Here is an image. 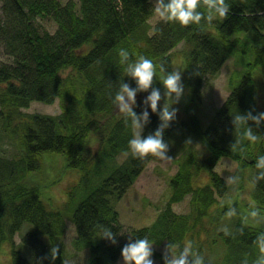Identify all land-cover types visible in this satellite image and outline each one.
I'll return each mask as SVG.
<instances>
[{
  "label": "trees",
  "instance_id": "1",
  "mask_svg": "<svg viewBox=\"0 0 264 264\" xmlns=\"http://www.w3.org/2000/svg\"><path fill=\"white\" fill-rule=\"evenodd\" d=\"M227 2L226 19L183 27L161 19L150 23L153 0H0V46L6 54L0 59V248L8 243L11 264H68L63 242L68 219L74 247L89 252L87 264H113L130 239L144 237L156 246L192 241L211 264H242L245 258L253 264L260 255L253 241L264 224L250 223L241 236L240 217L227 218L224 212L235 206L247 213L253 204L264 212V181L251 185L264 139L244 141L242 152L230 147L243 132L234 129L233 116L264 112V0ZM46 17L55 22L53 31L41 24ZM120 49L132 60L143 55L156 64L153 87L162 96L160 66L171 72L178 56L185 89L181 106L173 105L177 118L163 137L179 145L167 198L150 223L131 227L120 222L114 201L156 157L131 155V121L125 123L113 103L122 80L136 87L120 64ZM230 57L239 68L229 76V93L205 121L202 85ZM150 92L137 93L138 115ZM56 100V114L21 109ZM147 110L150 123L143 137L160 124L158 114L150 106ZM249 126L264 135V121ZM222 156L239 163L237 188L231 189L215 168ZM66 171L75 172L73 181L51 198L46 188ZM77 171L84 183L92 171L100 177L83 198ZM187 196L188 209L175 211L173 203ZM99 225L116 233V244L101 238ZM23 227L17 246L14 236ZM223 227L233 235L226 236ZM55 245L59 254L52 261ZM163 253L153 247V260L164 264Z\"/></svg>",
  "mask_w": 264,
  "mask_h": 264
},
{
  "label": "clouds",
  "instance_id": "2",
  "mask_svg": "<svg viewBox=\"0 0 264 264\" xmlns=\"http://www.w3.org/2000/svg\"><path fill=\"white\" fill-rule=\"evenodd\" d=\"M206 8V12L200 11V8ZM154 13L164 22H178L181 26L187 27L192 24L200 25L204 23L211 24L214 20L226 19L230 12V4L227 0H155L153 7ZM120 64L125 66L126 76L131 77L136 82V87L132 88L123 80L120 82L119 90L116 93L113 103L118 108L119 112L125 118V123L131 121L133 129V137L129 140L128 146L133 157L141 160L148 156H153L161 161H171L172 158L167 155L169 150L168 143L164 140V132L171 126V123L176 120L179 109L173 105L178 104L184 95V84L182 82V74L178 68H173L171 72L166 71L163 65L160 66V71L165 73L162 77V84L165 92L162 96L158 88L153 87L157 66L149 58L140 55L138 59L132 60L130 53L125 49L119 51ZM196 74V73H194ZM197 75V74H196ZM151 89L150 95L143 101L145 108L141 114L134 111L137 104L136 96L138 92H147ZM164 100L162 107L158 109L161 100ZM150 106L153 113H157L160 119V124L154 133H150L147 137H143L142 133L145 126L150 123L149 112ZM249 121L255 123L257 127L264 121V112L253 114L249 111L244 114L237 113L233 116L232 124L236 131L243 128L238 139L230 146L231 151H243L244 141L251 143H259L264 139V135H258L253 128L249 126ZM191 143V141H187ZM257 170L251 181L253 188L260 181H264V155L257 158L255 163ZM241 182L240 175H229L226 177V184L239 185ZM224 216L232 218L239 216L241 227L237 229L239 235L244 234V228L250 223L264 224V212L256 205H251L247 213H240L235 206H229L224 212ZM101 238L116 244V233H113L111 228L99 225ZM226 236L233 235L227 227L219 229ZM254 245L258 248V255L253 264H264V232H260L255 240ZM59 254V247L52 246L50 250V258L55 261ZM122 258L124 264H154L153 260V243L147 237L138 238L135 242L131 239L122 249ZM47 258V257H45ZM164 264H211V261L197 250L192 241H186L183 246L172 242H168L163 253ZM242 264H249L245 258Z\"/></svg>",
  "mask_w": 264,
  "mask_h": 264
},
{
  "label": "rangeland",
  "instance_id": "3",
  "mask_svg": "<svg viewBox=\"0 0 264 264\" xmlns=\"http://www.w3.org/2000/svg\"><path fill=\"white\" fill-rule=\"evenodd\" d=\"M65 1V0H62ZM155 4V0H153ZM160 19L155 13L149 19L150 23L155 20ZM41 24L48 29L53 31L56 27L55 22L46 17L41 20ZM180 46H178L179 48ZM177 57L175 56L174 66H177ZM6 54L2 46H0V59H5ZM239 65L235 61V57H230L225 61L218 72L205 78V82L202 85L201 90V104H202V117L206 119L214 112V110L222 103L227 94L229 93V76L233 74L235 69H238ZM181 103L175 104V107L179 108ZM27 110V109H26ZM28 111H39L45 113H58L60 111L58 101L53 103H45L41 101H33L28 108ZM169 150L167 155L172 158L171 161H161L158 158L150 160L143 171L136 178L134 183L127 188L124 195L115 203V208L119 212L120 218L125 227L140 226L148 224L154 218L156 212L160 207L163 206L167 198L169 188H168V178L175 172L177 164L175 162V156L179 153V145L174 141H169ZM62 166V162L57 165ZM239 163L233 159L223 156L218 164L216 165V170H218L226 179L229 175H239L238 168ZM75 172L66 171L64 176L57 182L51 183L47 188V194L51 197H60L61 192L65 189L67 181H73ZM95 174L87 179L84 183L81 178V173L77 171L78 180L83 185L82 191L85 194L98 182L100 177L97 175V171H92ZM246 174H243L245 176ZM76 181V182H77ZM49 182V180H47ZM245 183V180L243 181ZM46 186V184H45ZM44 186V187H45ZM238 185H231V189L237 188ZM71 189V187H69ZM246 190V189H243ZM78 193V189H77ZM234 191L232 192V194ZM66 194V193H65ZM80 195V194H79ZM173 208L177 212H184L188 209V196L181 201L173 203ZM65 211V210H64ZM66 212V211H65ZM75 237V230L72 222L67 220L66 232L64 234V249L66 260L68 264H87V258L89 252L86 248H76L73 245V239ZM19 237L16 235V242H18ZM154 248L164 251L165 246H156ZM0 259L3 263H8L7 258V247L4 246L0 252ZM113 264H124L122 255H120ZM154 264H158L157 260H154Z\"/></svg>",
  "mask_w": 264,
  "mask_h": 264
},
{
  "label": "bare ground",
  "instance_id": "4",
  "mask_svg": "<svg viewBox=\"0 0 264 264\" xmlns=\"http://www.w3.org/2000/svg\"><path fill=\"white\" fill-rule=\"evenodd\" d=\"M32 103V102H31ZM31 103H30V105H31ZM30 105L28 106V107H23V108H21L22 110H26V111H28V108L30 107ZM223 157V156H222ZM221 157V158H222ZM219 162V161H218ZM219 172V171H218ZM219 174L223 177V178H225L220 172H219ZM46 194H47V191H46ZM51 198H53V197H51ZM116 201H118V200H115L114 201V206H115V203H116ZM116 209V208H115ZM117 210V209H116ZM118 214H119V212H118ZM119 220H120V222L123 224V222H122V220H121V218H120V215H119ZM124 225V224H123ZM26 229V227H23V228H21L19 231H17V233L15 234V236H14V240H15V242H16V235L18 234V237H19V240H18V242H16V244H17V246L19 245V242H20V240H21V235L25 232L24 230ZM63 242H64V239H63ZM4 246H6L7 247V258H8V263L7 264H11V262H10V253H9V245H8V243H5L4 245H2V247L0 248V252H1V250H2V248L4 247ZM66 256V255H65ZM0 263L1 264H5V263H3L2 261H1V259H0Z\"/></svg>",
  "mask_w": 264,
  "mask_h": 264
}]
</instances>
